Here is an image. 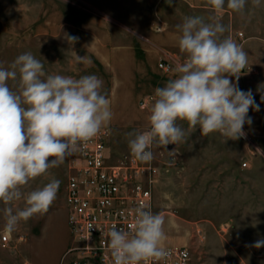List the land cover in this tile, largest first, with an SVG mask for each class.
I'll list each match as a JSON object with an SVG mask.
<instances>
[{
    "label": "rangeland",
    "instance_id": "obj_1",
    "mask_svg": "<svg viewBox=\"0 0 264 264\" xmlns=\"http://www.w3.org/2000/svg\"><path fill=\"white\" fill-rule=\"evenodd\" d=\"M213 15L205 0H0V66L30 52L47 74L100 78L113 113L109 154L112 160L132 156L128 133L148 129L151 90L169 75L158 64L175 72L186 59L176 26L185 16ZM218 15L231 28L224 35L248 54L238 82L231 79L252 91L260 111L249 110L253 123L245 124V137L226 143L219 133L203 136L177 121L184 141L151 149L162 174L153 189L154 213L165 221L163 246L188 249L193 264H264V247L252 246L264 240V0L259 6L248 0L243 13L225 4ZM65 34L79 37L72 50L90 57V65L75 61ZM9 86L16 90L15 82ZM70 167L68 156L30 181L25 192L59 180L56 199L47 213L22 221L11 234L4 232L0 203V264H63L72 242L64 201Z\"/></svg>",
    "mask_w": 264,
    "mask_h": 264
},
{
    "label": "clouds",
    "instance_id": "obj_2",
    "mask_svg": "<svg viewBox=\"0 0 264 264\" xmlns=\"http://www.w3.org/2000/svg\"><path fill=\"white\" fill-rule=\"evenodd\" d=\"M205 3L215 15L207 20L185 16L176 26L181 33L179 51L186 59L176 65L174 79L155 88L148 129L128 133L130 153L139 161L150 162L154 146L167 149L184 141L185 130L177 121H185L189 130L198 128L203 136L219 133L226 143L245 137V124L253 123L249 110L260 111L252 91L241 90L231 79L238 82L248 54L230 35H224L231 28L218 15L225 4L232 12L243 13L248 0ZM252 4L259 6L260 0ZM65 39L77 63H92L87 55L72 50L79 37L65 34ZM9 81L15 82V91ZM102 89L103 81L95 75L77 79L47 74L30 52L16 57L7 68L0 66V203L5 205V233L47 213L56 199L59 180L25 192L30 181L59 167L83 143L109 128L113 113ZM21 201L23 207L14 210L12 205ZM164 223L162 215L141 205L128 231L113 226L107 234L113 264H148L167 257L162 246ZM252 246L264 247V240Z\"/></svg>",
    "mask_w": 264,
    "mask_h": 264
},
{
    "label": "built area",
    "instance_id": "obj_3",
    "mask_svg": "<svg viewBox=\"0 0 264 264\" xmlns=\"http://www.w3.org/2000/svg\"><path fill=\"white\" fill-rule=\"evenodd\" d=\"M158 67L164 73L171 71L166 64ZM149 100H142L141 107ZM109 136V129L102 131L70 155L64 201L72 242L63 254V264H113L107 249L111 228L128 231L135 209L141 205L154 213L153 189L160 180V167L154 158L150 162L133 156L112 160L107 149ZM163 247L169 255L148 264H193L188 249Z\"/></svg>",
    "mask_w": 264,
    "mask_h": 264
},
{
    "label": "crops",
    "instance_id": "obj_4",
    "mask_svg": "<svg viewBox=\"0 0 264 264\" xmlns=\"http://www.w3.org/2000/svg\"><path fill=\"white\" fill-rule=\"evenodd\" d=\"M155 45V44H154ZM157 46V45H156ZM162 54V53H161ZM163 55V54H162ZM164 57V55L161 57V58H163ZM160 58V59H161ZM158 67V66H157ZM158 69H159V67H158ZM161 70V69H160ZM162 71V70H161ZM162 73L163 74H169V75H167L168 77H167V79L166 80H164L161 84H160V86H153V90H151V92H152V94L154 95V90H155V88H157V87H163V86H165L166 85V83L168 82V80H170V79H174L175 78V72H169V73H164L163 71H162ZM146 99H148V98H146ZM150 101V100H149ZM149 101H148V103H149ZM110 140V139H109ZM108 144H109V142H108ZM108 146V145H107ZM108 149V148H107ZM108 153H109V149H108ZM176 164V163H175ZM174 164L173 163H169V167H174L173 166ZM162 175V174H161ZM160 175V176H161ZM161 178V177H160Z\"/></svg>",
    "mask_w": 264,
    "mask_h": 264
}]
</instances>
